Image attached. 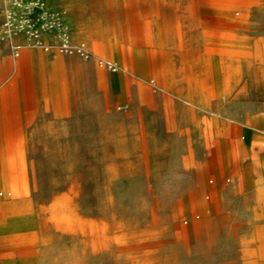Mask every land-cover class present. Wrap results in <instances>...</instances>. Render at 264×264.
<instances>
[{"label": "rangeland", "instance_id": "1", "mask_svg": "<svg viewBox=\"0 0 264 264\" xmlns=\"http://www.w3.org/2000/svg\"><path fill=\"white\" fill-rule=\"evenodd\" d=\"M40 1L65 11L89 58L56 50L96 71L69 68L58 82L35 73L20 143L5 137L4 264H264V190L232 172L218 188L212 176L193 183L184 161L217 140L204 142L211 118L231 125L241 113L244 64L264 61L253 37L264 33V0ZM11 3L0 0V51L13 60L32 45L6 32ZM205 50L221 62L222 88L204 74L197 90L210 99L176 101L178 76L204 65L191 53ZM9 81L19 82L14 63L0 73V86Z\"/></svg>", "mask_w": 264, "mask_h": 264}, {"label": "crops", "instance_id": "2", "mask_svg": "<svg viewBox=\"0 0 264 264\" xmlns=\"http://www.w3.org/2000/svg\"><path fill=\"white\" fill-rule=\"evenodd\" d=\"M75 35L76 38L79 37V35ZM42 37L44 42H48V48L26 47L20 52L19 57L13 60L9 54L0 51V73L11 67L13 63L19 73V82L12 81L10 83L9 81L0 86V170L12 167L7 166L5 137H13V147L20 143L18 138L22 135L23 105L28 103L26 99L29 101L31 98L30 93L33 92L35 73L39 79L44 80L48 75L50 81L58 82L62 78V72L66 69L85 71L94 68L92 61L86 62L76 54L58 52L56 44H54V35L44 33ZM253 37L255 46H259L254 49V56L264 57V50L262 49L264 33L257 30ZM14 42H29V40L26 36L20 35L14 39ZM75 53L84 56V58H89L88 55ZM191 57H193L190 60L191 64L196 65L197 62H201L204 65L200 67L199 71L196 70L197 67L195 66L196 72H191L187 81L178 76V84L177 82L174 84L177 86L178 94L175 96V100L183 101L182 98H192L194 102L198 103L211 98V96H207V92H204V87L202 88L203 94L197 90L205 77L204 74H206L207 79L205 78L203 82L211 79L213 81L212 89L222 88L221 84H214L213 78L214 73H220L221 62L214 55L209 54L208 50L194 51L191 53ZM215 66L217 70H213ZM208 68L209 70L206 71ZM242 73L243 78L238 85L239 104L243 105L240 115L236 120H233L231 125L223 119L211 118L210 125L212 127L210 131L206 130L204 142L211 143V137H215L217 140L212 141L203 151L192 150L185 155L184 161L191 172L190 177L193 179V183L203 184V179L207 178L206 183L214 180L218 188L226 176L232 172L241 183L255 193H260L264 190V148L257 149V144L261 141V145H264V97L263 99L260 98L256 92L251 95L248 90L264 89V61L259 60L253 65L244 64ZM199 76L200 78H198ZM199 79L201 82L198 83ZM217 82L221 83V79ZM25 83L28 87H25ZM23 93L29 95V98L24 97ZM157 98L163 99L160 95H157ZM207 118L208 116L204 121ZM223 142L226 143L227 150L222 154ZM234 160L238 166L236 171L233 170ZM211 176L213 180L209 179ZM250 184L253 185V188ZM257 199H261V196H257ZM4 241L5 239L0 240V249L5 253ZM0 264H4V259H0Z\"/></svg>", "mask_w": 264, "mask_h": 264}, {"label": "built area", "instance_id": "3", "mask_svg": "<svg viewBox=\"0 0 264 264\" xmlns=\"http://www.w3.org/2000/svg\"><path fill=\"white\" fill-rule=\"evenodd\" d=\"M5 6V29L11 33L24 32L37 39L43 33H51L57 38L60 51L72 53L78 48L71 44L69 28L65 21V11L49 9L40 0L22 4L24 0H10ZM73 47V48H72Z\"/></svg>", "mask_w": 264, "mask_h": 264}, {"label": "bare ground", "instance_id": "4", "mask_svg": "<svg viewBox=\"0 0 264 264\" xmlns=\"http://www.w3.org/2000/svg\"><path fill=\"white\" fill-rule=\"evenodd\" d=\"M43 34H41V36L39 38L33 39V38H30V37L26 36L25 33L21 31V32H17V33H11L10 37L11 38H16L17 36L23 35V36H26L27 40L30 41L29 44L32 45V46L49 47L48 42H44V40H43V37H42ZM73 37L75 39H77L76 35H75V32H73ZM56 43H57V38L55 37V43L54 44H56ZM71 44L73 45V42H71ZM74 45H76L75 47H77L78 49L77 50H73L71 52H78V53H81V54H85V53H87L89 51L88 48L86 47L85 43L74 44ZM18 47H20V46H18ZM19 54H20V52L17 51L16 55H19ZM109 64L111 65V67L113 66V64L111 62H109Z\"/></svg>", "mask_w": 264, "mask_h": 264}]
</instances>
